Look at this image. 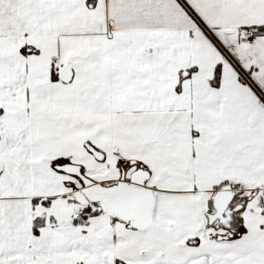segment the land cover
Instances as JSON below:
<instances>
[{
    "label": "snow or ice",
    "instance_id": "1",
    "mask_svg": "<svg viewBox=\"0 0 264 264\" xmlns=\"http://www.w3.org/2000/svg\"><path fill=\"white\" fill-rule=\"evenodd\" d=\"M0 264H264V0H0Z\"/></svg>",
    "mask_w": 264,
    "mask_h": 264
}]
</instances>
